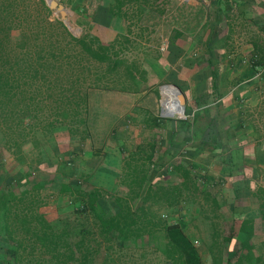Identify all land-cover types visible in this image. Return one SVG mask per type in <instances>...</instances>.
Here are the masks:
<instances>
[{
	"label": "rangeland",
	"instance_id": "rangeland-1",
	"mask_svg": "<svg viewBox=\"0 0 264 264\" xmlns=\"http://www.w3.org/2000/svg\"><path fill=\"white\" fill-rule=\"evenodd\" d=\"M122 1L124 30L108 40V35L99 26L93 29L92 25L81 27L80 23L74 22L63 1L59 3L66 10L65 17L58 9L50 8L46 0L18 3L0 0V14L9 6L16 5L21 7L24 15H29L26 20L22 14L19 21L24 20L26 24L22 22L12 26L8 39L1 41V61L6 58L1 57V53L13 55L23 52L25 48L21 44L26 37L31 42L38 38L47 54L52 52L49 47L51 40L58 48H65L70 34L75 37L89 35L90 39H96L95 43L99 40L109 47L107 58L100 61L87 53H79L74 48L75 44L68 45L60 58L62 64L39 67L40 74L31 88L34 90L37 83L44 91L40 113L44 117L53 114L55 103L64 105L70 100L78 111V116L72 118L75 120L72 125L75 137L71 139L67 131L59 130L46 139L29 138L18 151L5 143L0 129V173L13 174L22 165H30V178L40 179L44 172L54 171L57 163L71 157V165L78 167L75 177L83 179L85 174L93 175L104 165L106 154L121 156L124 158L120 164L121 172L115 178V189L103 191V194L122 195L129 201L131 209H135L143 194L135 200L131 198L142 170H151L155 174L186 158L183 148H170L171 139L167 133L173 119L184 118L185 106L195 107L189 85L195 78L193 71L206 64L208 38H212L209 43L212 55L249 51L252 44L260 55H264V0L231 1L219 23L215 22L217 5L211 0ZM48 19L52 25L47 24ZM172 37L176 42L170 40ZM114 61H118L116 65ZM5 66L11 68V65ZM12 67L18 74L17 66ZM26 72L30 78L32 70ZM169 84L178 86L184 99L179 89ZM207 98L213 100L214 95ZM86 103L89 115L83 116L81 111ZM82 117L84 122L80 121ZM17 119L14 117L15 122ZM193 123L195 127L202 126L203 120L198 116ZM11 126L17 135L23 133L20 125L13 123ZM16 134L13 133L12 137L16 138ZM25 134L26 138L29 137L26 131ZM42 149L48 151L53 165H45V156L41 157L39 153ZM176 177L171 176L166 189L169 197L178 195V203L168 206L165 199L158 197L160 192L155 194L153 190L145 207L151 208L163 223L178 221L196 247L202 264H214L213 259H219L223 254L224 219L217 216L215 204L203 190L195 188L190 181L183 186L181 178ZM161 181L165 183L163 179ZM176 184H180V192L173 189ZM83 201L82 194L77 192L58 196L48 188L39 191L33 208L43 213L55 228L62 226L60 216L67 212L65 215L73 217L80 227L86 229L87 264H166L165 256L147 241L146 236L137 243L132 239L122 243L103 236L90 212L80 211ZM140 213L138 211V217L143 221ZM140 220L138 227L142 224ZM24 245L27 247L23 252V263L35 264L39 253L32 254L28 242L25 241ZM4 252L9 253V248ZM54 261L52 259L49 264H54Z\"/></svg>",
	"mask_w": 264,
	"mask_h": 264
},
{
	"label": "trees",
	"instance_id": "trees-1",
	"mask_svg": "<svg viewBox=\"0 0 264 264\" xmlns=\"http://www.w3.org/2000/svg\"><path fill=\"white\" fill-rule=\"evenodd\" d=\"M231 1L233 2L234 0H211L212 3L217 5L216 8L218 10L215 22L219 23L222 20V17L230 7ZM103 6L96 13L95 20L99 21L98 23L108 26V18H111L113 23L117 19L121 20L123 18L122 0H112L110 4L104 1ZM13 8V5L9 6L6 9L7 11L0 14V46L1 41L8 39V36H10L12 26L21 25L22 22L26 24L24 20L19 21L24 15V11L20 13L19 17L16 16L14 18L15 10ZM47 10L50 9L47 7ZM28 16L25 14L23 19L27 20ZM47 24L52 25V21L48 19ZM69 36L70 39L67 40L68 43L65 48L68 45L75 44L74 48L79 53H87L100 61L107 58L106 51L109 47L104 46L99 40L95 43L96 39H90L89 35L75 37L70 34ZM170 40L176 42L175 37ZM210 41H212L211 37L207 40L208 48L206 51L208 53H206L207 56L204 58L206 64L201 66L196 74L200 75L201 72H204L202 75L204 77L208 76L210 71L212 77L215 78L214 66L216 60L210 52ZM21 46L25 48L23 52L13 55L1 53V57L6 56L3 61L0 60V129L5 136V143L9 145L10 149L19 151L22 145L28 142L29 138L30 140H35L36 138L46 139L48 135L59 130L67 131L69 137L73 139L75 131L72 125L75 123L74 117L78 116L77 106L73 105L70 100H67L64 105L55 103L52 109L54 113L44 117L43 113H40L42 111L40 108L42 107L41 97L44 91L42 92L41 86H38L37 83L34 90L31 88L35 86L34 79L36 80L40 74L39 67L62 64L60 58L65 48L63 46L58 48L55 41L51 40L49 47L52 52L47 54L43 52L45 47H43L41 42L38 43V38L33 39V42H31L27 37L22 41ZM55 49H59V52L56 53ZM117 62L114 61V65ZM263 64L260 60L253 63V65ZM4 65H11V68L3 67ZM12 65L17 66L18 74L13 70ZM27 70H32L30 78L27 75ZM41 76L43 77V74ZM28 79H30L29 83ZM216 94H213V100L207 98L212 95V93H207V91L196 94L195 108L185 106L184 114L186 117L172 120L171 127L167 133L171 139L170 148L180 149L190 140H192V145L184 151L185 160H179L170 169L160 170L155 174L151 173V170L149 172L146 169L142 170L139 181H136L137 189L133 191L134 197L131 198L135 200L136 197H140L141 193L143 194L142 200L135 209H131L129 201L122 195L113 197L107 193L103 194V191L109 190L111 192V190L115 189V178L121 172L120 164L123 161L122 158H124L121 156L118 158L106 154L104 165H101V168L93 175L91 173L85 174L83 179L75 177L78 167L76 164L71 165V157H67L57 163L54 171L44 172L40 179L32 180L30 178V165H22L13 174L0 173V181L2 182L0 186V264H24L23 252L27 247V245H24L25 241L31 245L32 254L34 252L39 253L35 264H49L52 259L55 260L54 264H87L89 251L88 246H84L88 233L86 229L80 227L73 217L65 215L67 212L63 213L65 216L63 214L60 216L59 220L62 226L55 228L43 213L34 210V198L39 197L41 189L48 188L58 196L72 195L75 192L82 194L84 201L79 207L81 208L80 211L82 213L90 212L101 234L111 240H119L125 243L132 239L134 243H137V241H143L146 236L147 241L152 243L165 256L167 259L166 264H202L196 247L185 234L179 222H161L159 218H156L151 208L145 207V204L151 197L153 190L155 194L160 192L158 197L165 199L168 206L178 203V195L169 197V192L166 189L168 187L166 184H169L171 176L176 175L177 179L181 178L180 184L183 186L190 181L197 188L195 184L197 177L194 172H196L195 169L200 168L197 158L203 145L213 144L214 148L217 149L223 144L220 143L222 140L216 136L220 128L215 117L212 118L214 120L208 125V130H211L212 133L214 132L213 136L206 134L200 138L197 135L191 138L189 135L192 131L195 134L194 118L203 113V107L216 102ZM81 115H89L87 103L82 108ZM16 116L18 117L17 122L14 121ZM159 118L167 120L165 117ZM80 121L84 122L83 117ZM13 123L15 126L20 125L23 133L17 135L15 128L13 129L14 126H11ZM25 125L28 126L26 127ZM25 131L29 136L27 138ZM13 133L17 135L16 138L12 137ZM176 137L180 138V140L176 139ZM39 153L41 157L45 156V165H53V159L46 149L40 150ZM161 179L165 183L160 182ZM180 184L174 185L173 189L180 192ZM138 211L143 214L141 215L143 221L138 217L140 216ZM137 217L142 223L139 227L137 225L139 222ZM249 236V226L245 222L240 226L235 237V240L240 243L243 249L238 259L239 262L246 261L252 256L250 248H248ZM5 248H9L10 252L5 253ZM21 249L22 254L20 253ZM220 258L216 260L214 258V264H222ZM232 258L233 252L229 251L226 263L230 264L229 259L232 260Z\"/></svg>",
	"mask_w": 264,
	"mask_h": 264
},
{
	"label": "crops",
	"instance_id": "crops-1",
	"mask_svg": "<svg viewBox=\"0 0 264 264\" xmlns=\"http://www.w3.org/2000/svg\"><path fill=\"white\" fill-rule=\"evenodd\" d=\"M61 1L74 22L81 27L92 25L93 29L99 26L108 40L124 30L123 19L113 23L108 18V26L95 20L104 1L110 4L112 0ZM20 8H13L14 18L23 12ZM248 50L215 53V78L209 70L208 76L203 77L204 72H201L200 78L196 74L199 69H196L194 81L189 85L194 106L196 94L217 93L216 102L203 107L202 126H196L195 134L192 131L189 136H213L208 125L215 117L220 128L216 136L223 145L216 149L213 144H204L197 158L200 168L194 173L197 188L215 204L217 216L225 222L222 264H227L229 251L233 252L230 264H264V64L253 65L259 60L264 63V55L262 57L253 44ZM191 145L192 140L182 148L186 151ZM245 222L250 230L248 248L252 256L239 262L243 249L235 237Z\"/></svg>",
	"mask_w": 264,
	"mask_h": 264
},
{
	"label": "water",
	"instance_id": "water-1",
	"mask_svg": "<svg viewBox=\"0 0 264 264\" xmlns=\"http://www.w3.org/2000/svg\"><path fill=\"white\" fill-rule=\"evenodd\" d=\"M46 2H47V5L50 8H56V9H58L60 11L62 17H65L66 10L64 9V6L61 3H59V0H46ZM169 85H172V86L177 87L179 89V91L181 92L182 96H183V93H182V91L180 90V88L178 86H176L174 84H169ZM183 99H184V96H183ZM183 112H184V109H183ZM163 115H166V114H163Z\"/></svg>",
	"mask_w": 264,
	"mask_h": 264
},
{
	"label": "built area",
	"instance_id": "built-area-1",
	"mask_svg": "<svg viewBox=\"0 0 264 264\" xmlns=\"http://www.w3.org/2000/svg\"><path fill=\"white\" fill-rule=\"evenodd\" d=\"M59 1H61V0H59ZM184 113V112H183ZM186 116L184 115V118H185Z\"/></svg>",
	"mask_w": 264,
	"mask_h": 264
},
{
	"label": "bare ground",
	"instance_id": "bare-ground-1",
	"mask_svg": "<svg viewBox=\"0 0 264 264\" xmlns=\"http://www.w3.org/2000/svg\"><path fill=\"white\" fill-rule=\"evenodd\" d=\"M175 87V86H174Z\"/></svg>",
	"mask_w": 264,
	"mask_h": 264
}]
</instances>
